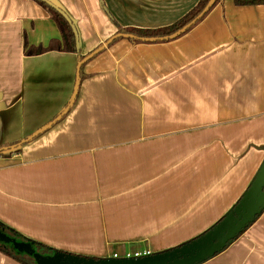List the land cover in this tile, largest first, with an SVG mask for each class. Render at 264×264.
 <instances>
[{"label": "crops", "instance_id": "crops-1", "mask_svg": "<svg viewBox=\"0 0 264 264\" xmlns=\"http://www.w3.org/2000/svg\"><path fill=\"white\" fill-rule=\"evenodd\" d=\"M78 53L25 56L61 39L33 0H0V146L59 116L79 57L117 29H159L199 0H47ZM264 161V6L220 0L182 37L120 39L82 67L74 102L18 154L0 156V225L76 256L150 255L218 223ZM0 264H20L0 252ZM203 264H264V212Z\"/></svg>", "mask_w": 264, "mask_h": 264}, {"label": "water", "instance_id": "water-1", "mask_svg": "<svg viewBox=\"0 0 264 264\" xmlns=\"http://www.w3.org/2000/svg\"><path fill=\"white\" fill-rule=\"evenodd\" d=\"M214 0H210L201 12V14L193 20L190 24L171 35L170 38L188 29L193 23H195L200 17H202L209 7L213 4ZM70 22L69 18L56 6L49 3ZM72 30L77 43V34L75 28L72 26ZM124 38H129V35H122ZM154 41L156 39H147ZM112 40H108L104 45L100 46L89 55H87L81 62H79L76 70V82L74 87L73 96L70 103L64 109V111L51 121L47 126L41 130L35 132L32 136L27 138L31 140L51 127L60 118H62L69 108L72 106L79 80V70L83 63L92 59L96 55L100 54L104 48L109 46ZM78 50V43H77ZM264 212V161L259 167L256 175L251 181L249 187L235 204V206L212 228L207 230L199 237L187 242L177 248L169 251H165L158 254H152L139 259H93L75 256L72 254L56 252L52 255L42 256L32 249L29 243L20 242L13 238L8 237L4 233L0 232V241L5 244H11L13 249L19 253H24L27 256L34 259L35 264H203L208 260L214 258L216 255L223 252L229 247L239 236H241Z\"/></svg>", "mask_w": 264, "mask_h": 264}, {"label": "trees", "instance_id": "trees-1", "mask_svg": "<svg viewBox=\"0 0 264 264\" xmlns=\"http://www.w3.org/2000/svg\"><path fill=\"white\" fill-rule=\"evenodd\" d=\"M37 3L43 10H45L50 18L55 22L61 39L59 41H52L49 43L47 47H28L27 42H24V55L25 56H38L48 52H61V53H72L77 54V43L72 30L73 24L65 20V18L60 14V12L55 9L53 6L49 4L47 0H33ZM210 0H199L197 5L193 7L187 14L178 19L173 24L159 28V29H117V33L112 36L109 40H112L109 44L112 45L116 41L120 39H126L131 44H158V43H166L173 40H176L186 33H188L191 29H193L197 24H199L208 14L209 12L220 2V0H214L213 4L209 7L206 13L200 17L195 23H193L188 29H186L181 34L176 37L170 38L171 35L175 34L188 24H190L193 20H195L201 12L205 9L208 2ZM235 6L243 7V6H264V0H233ZM122 35H129L131 37L124 38ZM147 39H156L154 41H149ZM79 62H81L84 58L79 57ZM85 63H83L79 70V81L82 78V67ZM29 142L27 139L19 142H15L12 144H8L5 146H0V156L2 157H10L12 155H16L20 152L21 147ZM0 232L4 233L10 238H13L20 242L29 243L32 249L35 250L38 254L42 256L52 255L56 252H62L55 249L48 248L36 242H31L23 239L18 234L13 231L6 230L3 226L0 225ZM0 252L13 258L20 264H35L33 258L28 257L24 253H19L15 251L13 248L8 246L7 244L0 241ZM65 253V252H62ZM76 256V255H75ZM82 257V256H80ZM88 258V257H84ZM96 259V258H93Z\"/></svg>", "mask_w": 264, "mask_h": 264}, {"label": "built area", "instance_id": "built-area-1", "mask_svg": "<svg viewBox=\"0 0 264 264\" xmlns=\"http://www.w3.org/2000/svg\"><path fill=\"white\" fill-rule=\"evenodd\" d=\"M149 255L150 253L148 251L134 252V253L125 252L124 254H122V256L115 253L112 255V258L113 259H139V258L146 257Z\"/></svg>", "mask_w": 264, "mask_h": 264}, {"label": "rangeland", "instance_id": "rangeland-1", "mask_svg": "<svg viewBox=\"0 0 264 264\" xmlns=\"http://www.w3.org/2000/svg\"><path fill=\"white\" fill-rule=\"evenodd\" d=\"M77 34V33H76ZM77 43H78V40H77ZM71 101V100H70ZM70 103V102H69ZM8 246H10L11 248H13V246L11 244H7ZM130 253H134L133 250L130 251ZM122 254H124V252H119V255L122 256ZM26 255V254H25ZM29 257V256H28ZM104 259H107V258H104Z\"/></svg>", "mask_w": 264, "mask_h": 264}]
</instances>
